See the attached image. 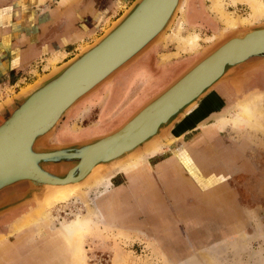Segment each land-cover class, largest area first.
Wrapping results in <instances>:
<instances>
[{"label": "crops", "instance_id": "crops-1", "mask_svg": "<svg viewBox=\"0 0 264 264\" xmlns=\"http://www.w3.org/2000/svg\"><path fill=\"white\" fill-rule=\"evenodd\" d=\"M128 1L113 0L109 6L100 8L94 0H70L69 3L62 0L56 6L47 5L48 0H26L14 11L0 10V83H16L33 66H43L41 63L62 53L70 54L79 42L94 36L102 25L120 15ZM192 10L199 19L189 22L187 31L219 34V24L216 30L210 31V26L203 21L212 16L204 0H194ZM170 46L164 48L161 42L153 45L79 101L47 143L78 144L105 136L123 125L167 87L178 71L194 62L186 55L163 60L162 55L176 51ZM68 57L65 61L71 58ZM139 60H142L140 66H135ZM256 60L259 59L247 63ZM126 74L134 79L128 93L121 88ZM117 78L119 81L115 82ZM254 94H262L264 98V62L214 85L167 128L157 140L163 149L148 158L141 168L145 169L143 176L137 180L147 179L150 184L135 185L129 173H117L112 185L120 187L119 200L113 203V208L123 210L124 214L140 210L143 221L153 212L156 221H174L172 225L175 221H217L218 225L220 221H244L247 208L241 204L232 180L241 175L259 174L264 159V118L256 116L261 130L248 127L243 119L239 126L230 121L234 112L235 118L238 116V104ZM150 145L142 146L138 153H144ZM212 192L225 199L222 210L199 214L202 211L199 202L204 201L205 210L212 209L206 201ZM126 217L118 221H134ZM5 241L14 244L17 240L11 236Z\"/></svg>", "mask_w": 264, "mask_h": 264}, {"label": "water", "instance_id": "water-1", "mask_svg": "<svg viewBox=\"0 0 264 264\" xmlns=\"http://www.w3.org/2000/svg\"><path fill=\"white\" fill-rule=\"evenodd\" d=\"M177 4L134 0L94 43L1 103L0 112L13 99L21 101L0 118V193L16 187L27 191L10 205L0 204V215L62 194L47 185L84 188L158 140L214 85L264 62V25L223 35L113 132L78 144H48L79 101L161 42ZM251 59L259 60L247 63Z\"/></svg>", "mask_w": 264, "mask_h": 264}, {"label": "rangeland", "instance_id": "rangeland-1", "mask_svg": "<svg viewBox=\"0 0 264 264\" xmlns=\"http://www.w3.org/2000/svg\"><path fill=\"white\" fill-rule=\"evenodd\" d=\"M13 1L15 0H0V7L5 9L6 7L11 8ZM16 1L20 5H24L23 3L26 0ZM38 1L42 2V0ZM94 1L96 6L100 8L108 6L112 2V0ZM193 1L185 0L182 12L184 23L180 36L196 33L200 38L199 43L201 48L192 53L179 54L171 57L186 55V57L192 58L195 61L205 51L213 47L223 35H230L249 27H239L234 31L230 30L223 33L221 24L207 10L206 6V10L212 16L205 17L203 20L204 23L208 24L212 30H216V25L219 24L218 30H220L218 35L212 33L216 35V38L208 43L204 39L210 35L202 34L196 30L187 31L189 30L186 28L187 24L189 22L195 23L199 19L192 10ZM133 2L134 0H129L126 9ZM226 2L228 3L226 6L227 11L240 16L247 15L248 9L246 6L231 4L229 0H226ZM57 3L61 5L62 0H48L46 2L50 6H56ZM30 8L28 7L27 9ZM126 9H122L120 15ZM35 10L37 9L35 8ZM120 15L112 17L102 25L94 36L83 42H79L75 46L76 49L70 54L62 53L41 63L43 66H33L19 77V79L17 78L16 83L12 81L9 83H0V103L11 99L17 93L39 81L46 74L61 65L66 60L64 59L65 57L73 53L75 55L85 47L94 43L109 29ZM263 25L264 21L251 25L250 27H260ZM161 43L164 45V48H168L171 45L170 48H175V52H177V44L175 41L166 45L161 40ZM167 59L169 58L163 60ZM141 61L139 60L135 66L139 67ZM183 70H186L185 67L176 73V77ZM124 78L121 88L125 93H128L134 85V79L131 76H127V74ZM118 81L117 78L115 82ZM20 102L18 99H13L8 107L1 110L0 118H6ZM243 102L239 103L238 107ZM235 113L232 114L233 118L236 116ZM163 147L162 145L161 148L163 149ZM262 164H264V159L262 160ZM211 166L215 167L213 164ZM117 173H121L119 172V167L111 171H106L102 175H113L114 178ZM233 186L238 188L242 205L248 208L251 214L253 213L249 215L246 212L247 220L220 221V225L217 224V221H175V224L172 225L171 223H174V221H156V216L152 214L153 212H149V219L143 221L140 218V210H129L126 215L123 210L117 211L114 209L113 203L117 199L119 200V189L112 185L108 191L103 193V197L101 198L103 200L101 202V214L90 216L82 226L74 228L69 236L60 238L59 242L57 240L56 242L59 245L57 250H53L54 247L49 246L52 243L48 244L50 242L47 240V235L51 233V227L48 221L42 222L40 220L41 212L52 208V217L54 221L57 220L56 224L59 222H72L78 214H86L85 212L88 210L86 207H89L90 204H83L76 194L69 196L63 201H58V203L53 202V199L49 201H28L22 206L0 215V264H264V200L260 199V197H255V195H246L244 191L247 186H244L241 181L235 185L233 184ZM17 190H23L21 193L23 194L27 191V188L16 187L6 190L2 194L0 193V198L6 193ZM80 190L87 192L88 188L86 186ZM80 190L77 193H80ZM21 194L18 199H20ZM91 197L93 196L91 195ZM74 199L76 201L78 200V203H75ZM206 201L208 206L213 210H205L203 207L204 201L199 202L200 209L202 210L199 212L196 210L199 214H206L207 211L209 213H216L218 209L222 210L223 206L221 204L225 203L223 197L213 192L206 196ZM126 216L134 219V221H118L120 217ZM112 218L114 220L108 221ZM11 236L17 240L16 243L10 244L9 242H4L5 239ZM3 244L9 246H7L5 251L2 250ZM46 252H51V255L44 260L43 253ZM36 255H40L43 260L37 261L35 258ZM30 256L33 258L34 263L28 260Z\"/></svg>", "mask_w": 264, "mask_h": 264}, {"label": "bare ground", "instance_id": "bare-ground-1", "mask_svg": "<svg viewBox=\"0 0 264 264\" xmlns=\"http://www.w3.org/2000/svg\"><path fill=\"white\" fill-rule=\"evenodd\" d=\"M63 1L68 2L70 0H63ZM204 1L206 2L207 10L211 14H213L218 20V22L221 24L223 33L230 31V30L234 31L239 27L251 26V25L261 23L262 21H264V2L263 0H229L231 4L233 3L235 5L246 6L248 9V13L246 16H240V15L234 14L233 12L231 13L227 11L226 6L228 5V3L226 2V0H204ZM184 3H185V0H178L176 10L173 13V17H172L173 19L161 38V40H163V43L166 45L171 43L172 41H175L177 44L176 45L177 52L172 53L170 55H162V59L170 58L171 56H175L179 54L192 53V52L198 51L201 48V45L199 43L200 38L196 33H191L186 36L185 35L180 36V32L183 28V23H184V17L182 16L183 7L185 5ZM215 38H216V35L212 34L210 36H207L204 40L209 43V42H212ZM263 101H264V98L262 94H255L251 96V98H249L248 100H245L239 106V111L237 112V115H238L237 118H234V119L232 118V120L230 119L231 120L230 122H233L234 125L239 126L240 119L241 120L243 119L245 120L246 123H248V125H250L248 127L255 128V130H259V129L261 130L262 128L259 125V123H257L256 116L259 115V118L261 119L264 118V108H262ZM0 105L2 104L0 103ZM254 120L255 122H253ZM161 146L162 144H159L158 141L156 140L150 145V147L146 148L144 153H136L135 155L131 156V158L121 161L118 164H116V167H119V172L121 173H127V174L129 173V176H132L133 178L132 180L135 183V185L137 183L138 184L141 183L140 185L142 184L148 185L151 183L150 180H147V179L143 180V178L141 182H138L137 180H138V177H140L141 179V177L143 176V171L145 169L141 170V168H143V166H145V164L148 162V158L156 154L157 152L161 151L162 149ZM112 169H114V167ZM112 179H113V175H109V176L100 175V176L95 177L89 184L86 185L88 188L87 192L81 191L80 189H82V187L79 188L77 185L75 186H72L70 184L63 185V186L47 185L48 188L50 189L59 187L57 188L56 191L59 193L60 192L62 193L54 197L53 202L55 203L56 202L58 203V201H63L67 199L69 196L76 194L78 195V197L80 198L83 204H87V205L90 204L89 207H86V209L88 208V210L85 212L86 214L84 215L78 214L72 222L67 221V222H59L58 224H56L57 220L54 221V218L52 217L53 215L52 208H48L41 212L40 220L42 222L48 221L51 227V233L47 232L48 233L47 240L50 242L48 244L52 243V245H49V246L54 247L53 250H57L59 248L58 242L60 238L69 236V234L74 230V228L76 227L79 228V226H82V224L86 222L87 218L89 219L90 216L101 214V210H102L101 202L103 201L101 200V198L103 197V193L108 191V189L112 186V183H113ZM78 190H80V193H77ZM90 194L93 197H91ZM77 201L76 199H74L75 203H78ZM102 205H104V203H102ZM57 240L58 242H56ZM7 246L8 245L3 244L2 250L5 251ZM50 253L51 252L43 253L44 260L49 255H51ZM35 258L37 261L43 260L40 255H36ZM28 260L34 263L33 258H31V256L28 258Z\"/></svg>", "mask_w": 264, "mask_h": 264}, {"label": "flooded vegetation", "instance_id": "flooded-vegetation-1", "mask_svg": "<svg viewBox=\"0 0 264 264\" xmlns=\"http://www.w3.org/2000/svg\"><path fill=\"white\" fill-rule=\"evenodd\" d=\"M113 2V0H112ZM111 2V3H112ZM110 3V4H111ZM109 4V5H110ZM14 5V6H13ZM19 5L18 1H13V4H12V7H6L3 8V7H0V10H9V11H14L15 8H17ZM108 5V6H109ZM106 6H103L102 8H104ZM35 8V7H34ZM31 9V8H30ZM210 31H212L211 28H209ZM214 31V30H213ZM264 164H262V167L260 169V172L257 176L255 177H249V176H246V175H241L239 177H236L232 180V185L236 184V183H239L240 181L243 182V185L244 186H247L244 193L247 195V194H250V195H255V197H260V199L264 200ZM236 187V186H235ZM237 188V187H236ZM238 189V188H237ZM23 192L20 191V190H17V191H14V192H9V193H6L4 194L1 198H0V204H3V203H7V204H11L13 202H15L18 198H19V195ZM239 193V191H238ZM240 194V193H239ZM240 195H239V200H240ZM241 202V200H240ZM242 204V203H241ZM249 215H252L251 214V211H249V209L247 208V211H246ZM250 212V213H249ZM247 220V218L245 219ZM244 220V221H245Z\"/></svg>", "mask_w": 264, "mask_h": 264}]
</instances>
